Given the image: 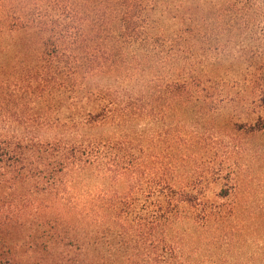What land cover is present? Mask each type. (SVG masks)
<instances>
[{
    "label": "trees",
    "instance_id": "1",
    "mask_svg": "<svg viewBox=\"0 0 264 264\" xmlns=\"http://www.w3.org/2000/svg\"><path fill=\"white\" fill-rule=\"evenodd\" d=\"M2 44L1 73L31 55L12 85L40 101L30 115L71 138L0 136V264H200L201 230L209 250L238 214L236 138L264 132V0H0ZM157 99L176 120L167 166L135 126ZM68 174L109 197L68 207Z\"/></svg>",
    "mask_w": 264,
    "mask_h": 264
},
{
    "label": "rangeland",
    "instance_id": "2",
    "mask_svg": "<svg viewBox=\"0 0 264 264\" xmlns=\"http://www.w3.org/2000/svg\"><path fill=\"white\" fill-rule=\"evenodd\" d=\"M12 44V42H11ZM20 44V42H17ZM9 47L4 44L0 45V49ZM30 58L31 55L29 54ZM9 58V55L5 52L0 57L1 62H5ZM26 56L20 55L18 57L19 67L16 70H7L6 72H0V82H5L6 85L1 84L0 89V136L12 135L15 130L19 134H25L27 136H33L39 138V140H49L53 138H71V134L63 130H48L42 126L47 118L43 115H30L33 114L34 109L36 114H43L41 107L38 110V103L36 101L35 106H31L27 103L28 94L18 93V90L12 86L15 82L19 81L22 76V66L28 64ZM164 100L156 101L153 120L138 121L136 131L140 137L144 140H151L154 144L152 153L158 155L159 162L167 166L174 162V159L179 155L178 152L173 151L172 139L175 131L176 120L169 112L167 103H163ZM196 113L190 115L195 117ZM28 119V120H27ZM29 120L34 121L35 124L31 128H16L19 123L29 124ZM194 122L195 119H192ZM11 122L10 128L3 127V124ZM190 122V121H189ZM197 131L199 132L200 144L196 146L195 156L196 159L201 157L205 152L201 138L204 137L205 124L203 119H196ZM4 128V130H3ZM190 128V127H189ZM75 136V135H74ZM223 137L221 135L220 139ZM238 142V153L241 159L239 161V167L242 169L240 182L237 183V190L235 195L231 196L229 200L235 202L238 207L237 216H221V220L218 222L217 232L218 239L209 250L206 248L207 241L214 239L212 233L207 228L202 229V236L206 254L205 259L200 260V264H264V132L257 133L250 136L238 135L236 138ZM172 147V148H171ZM219 150V149H218ZM243 156L247 163L243 159ZM193 157V156H192ZM194 161V159H193ZM198 164V160H197ZM199 167V165H196ZM196 167V168H197ZM110 184V185H109ZM103 183V187L107 190L112 189V185ZM64 189L68 191L65 196L68 207L73 202H89L91 200H101L109 197L98 193L97 187H93L92 184H85L88 188L81 187L77 184L75 176L68 174L63 179ZM229 187V186H228ZM77 190V192H76ZM80 190H83L81 195ZM218 192L219 190H214ZM79 194V195H78ZM62 196H48L49 203L45 204L46 214H52L53 218L57 217L56 214L61 212L60 202L58 201ZM70 202V203H69ZM53 203V204H52ZM67 209L68 208H63ZM5 210V208H3ZM49 214V215H50ZM24 216L34 215L33 210L25 209ZM52 217V216H51ZM198 236V235H197ZM216 241V240H215ZM211 243V242H210ZM210 243L208 246H210ZM217 243V245H216ZM190 250H194L192 245L189 246Z\"/></svg>",
    "mask_w": 264,
    "mask_h": 264
}]
</instances>
